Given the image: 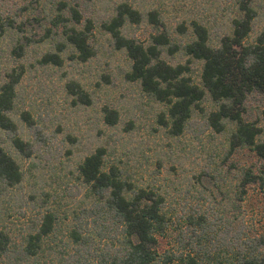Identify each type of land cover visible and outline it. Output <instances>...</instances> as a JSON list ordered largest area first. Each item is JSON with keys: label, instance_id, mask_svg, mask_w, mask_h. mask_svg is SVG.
I'll list each match as a JSON object with an SVG mask.
<instances>
[{"label": "rangeland", "instance_id": "obj_1", "mask_svg": "<svg viewBox=\"0 0 264 264\" xmlns=\"http://www.w3.org/2000/svg\"><path fill=\"white\" fill-rule=\"evenodd\" d=\"M239 1L0 0V26L4 27L0 87L13 70L23 69L10 117L31 152L27 158L20 155L8 134L0 130L2 147L22 173L18 185L0 192V233L8 237L10 251L3 264H76L79 251L70 238L77 225L75 217L96 201L82 183L79 166L97 149L105 151L106 168L116 166L134 186L164 197L168 227L158 236L161 254L189 252L186 242L196 240L201 230L197 222L202 221L213 237H221L218 233L223 234L230 224L231 239L239 232L264 240V187L247 186L241 199L244 173L248 169L257 173L261 162L249 148L230 150L235 126L226 123L222 133L208 127L207 117L216 105L207 96L193 109L182 135L171 137L160 123L166 106L143 93L138 82L127 80L131 61L103 28L115 17L117 6L127 3L142 19L125 23L121 28L125 38L149 45L151 37L164 29L172 43L183 45L192 40V23H198L207 30L210 46L218 47L232 33ZM71 7L82 18L77 29L91 23L89 45L94 56L79 62L67 45L60 53L61 66L45 65L42 57L58 53L59 45L65 43L64 30L72 25ZM251 7L255 18L244 41L247 45L264 33V0H251ZM149 14H155L159 24ZM179 27H184V34ZM162 58L173 66L188 63L189 77L201 84L202 62L182 52L170 55L167 48ZM72 83L87 94L89 104L77 102L70 94ZM104 108L116 111L115 125L105 123ZM244 110V120L257 125L261 131L257 140L264 141V94H250ZM25 113L30 124L22 119ZM45 212L55 213L57 224L45 239L43 251L30 259L23 252L26 237L34 233ZM84 229L91 243L85 264H98V255L111 243L100 239L90 221Z\"/></svg>", "mask_w": 264, "mask_h": 264}, {"label": "trees", "instance_id": "obj_2", "mask_svg": "<svg viewBox=\"0 0 264 264\" xmlns=\"http://www.w3.org/2000/svg\"><path fill=\"white\" fill-rule=\"evenodd\" d=\"M63 6L67 7L65 3ZM238 10L239 16L232 23L231 35L224 36L218 47L210 46L207 30L198 23H192V40L183 45L172 43L164 29L151 37L149 45L125 38L121 33L125 23L137 24L142 19L141 14L127 3L117 6L115 17L104 23L103 28L110 34L116 49L125 51L131 61L127 80L138 82L143 93L166 106V113L160 115V123L171 137L182 135L193 109L198 108L207 96L216 105V110L207 117L208 127L222 133L226 123L235 126L229 141L230 150L249 148L261 162L257 173L248 169L243 175V199L247 186L258 184L264 187V141L257 140L261 131L255 123L243 118L247 97L252 93L264 94V33L254 43L245 44L255 18L251 0H240ZM68 12L72 25L64 30L65 43L59 45L58 53L42 57L40 62L45 65L61 66L60 53L67 45L74 51L72 58L79 62H86L94 56L89 45L91 23L88 21L83 29H77L82 20L80 13L74 7ZM148 16L159 24L155 14ZM3 28L0 26V36ZM180 29L184 34V27ZM166 48L170 55L182 52L189 59L203 63L200 85L189 77L188 63L173 66L162 58ZM22 51L19 47L17 54L21 56ZM22 74V68L13 70L0 87V130L8 134L14 149L27 158L31 154L30 145L18 136L17 126L10 117L15 104V89ZM68 90L77 97V102L89 104L87 94L77 84H69ZM103 112L106 124L113 126L117 123L116 111L104 108ZM22 119L30 124L28 113L23 114ZM104 155L103 149H97L79 166L82 183L96 201L75 217L77 225L70 238L79 251V257L74 261L76 264L87 263L91 253L90 236L84 232L88 221L98 231L100 239L106 238L111 243L105 245L98 255V264H264L262 238L250 239L238 232L231 239L230 224L223 234L218 233L221 237H213L207 234L203 221L197 222L201 230L196 232V240L186 242L191 247L189 252L184 249L161 254L158 236L168 227L164 197L154 190L134 186L123 178L118 167L106 168ZM21 180L19 165L0 142V192L18 185ZM56 224L55 213L45 212L41 216L34 233L26 237L23 252L27 257H37L43 251L44 241L54 232ZM8 244V237L0 233V264L10 254Z\"/></svg>", "mask_w": 264, "mask_h": 264}]
</instances>
